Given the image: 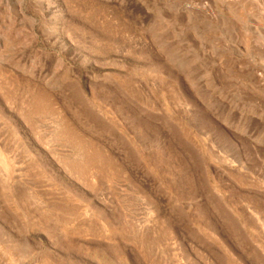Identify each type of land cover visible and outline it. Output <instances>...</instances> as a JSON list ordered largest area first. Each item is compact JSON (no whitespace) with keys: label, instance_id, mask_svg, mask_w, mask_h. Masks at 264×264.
I'll return each instance as SVG.
<instances>
[{"label":"rangeland","instance_id":"374dc122","mask_svg":"<svg viewBox=\"0 0 264 264\" xmlns=\"http://www.w3.org/2000/svg\"><path fill=\"white\" fill-rule=\"evenodd\" d=\"M0 264H264V0H0Z\"/></svg>","mask_w":264,"mask_h":264}]
</instances>
